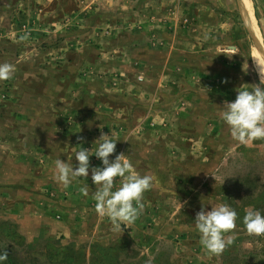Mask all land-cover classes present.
<instances>
[{
	"label": "rangeland",
	"instance_id": "374dc122",
	"mask_svg": "<svg viewBox=\"0 0 264 264\" xmlns=\"http://www.w3.org/2000/svg\"><path fill=\"white\" fill-rule=\"evenodd\" d=\"M249 1L253 19L242 0H0V63L14 68L0 80L5 264H264V235L242 223L264 211V139L241 144L222 120L264 68V0ZM102 132L110 160L154 178L122 228L92 196ZM81 147L89 175L58 183L55 161L77 166ZM220 204L237 226L212 254L194 220Z\"/></svg>",
	"mask_w": 264,
	"mask_h": 264
},
{
	"label": "clouds",
	"instance_id": "9594fccd",
	"mask_svg": "<svg viewBox=\"0 0 264 264\" xmlns=\"http://www.w3.org/2000/svg\"><path fill=\"white\" fill-rule=\"evenodd\" d=\"M27 39V36L21 37ZM14 68L9 63H0V80L9 79ZM260 82L254 84L250 90L242 88L234 101L223 105L222 120L229 127L234 140L247 144L256 139H264V72H259ZM111 135L101 133L95 150L102 166L91 167V179L96 186L92 194L96 204V211L100 215H107L116 228L133 223L142 211L141 199L153 184V177L139 175L133 170V165L121 153L110 160L115 153L117 140ZM90 152L80 148L74 153L78 165L74 166L71 159L68 162L58 158L55 161L53 178L65 186L73 180L89 175ZM120 177L119 187L114 189V178ZM83 195H89L88 186L80 188ZM238 214L228 204L206 207L196 213L194 226L200 235V243L204 249L212 254H220L226 246L232 243L231 237L225 239V233L236 228ZM243 226L249 235H264V211L249 206L245 209ZM8 259L6 250L0 251V264Z\"/></svg>",
	"mask_w": 264,
	"mask_h": 264
},
{
	"label": "bare ground",
	"instance_id": "6f19581e",
	"mask_svg": "<svg viewBox=\"0 0 264 264\" xmlns=\"http://www.w3.org/2000/svg\"><path fill=\"white\" fill-rule=\"evenodd\" d=\"M242 2H243V6H244V10H245V13L246 14H248L247 12H246V10L247 11H249V16L248 17H252V9H251V4H250V1L249 0H242ZM250 13H251V15H250ZM248 17H247V19H248ZM250 19V18H249ZM248 19V20H249ZM252 19H253V17H252ZM254 21V20H253ZM249 24H250V21H249ZM252 28V27H251ZM260 71H262V72H264V68L262 69V68H260Z\"/></svg>",
	"mask_w": 264,
	"mask_h": 264
},
{
	"label": "water",
	"instance_id": "95a60500",
	"mask_svg": "<svg viewBox=\"0 0 264 264\" xmlns=\"http://www.w3.org/2000/svg\"><path fill=\"white\" fill-rule=\"evenodd\" d=\"M251 33H252V37H253V39H254L256 45L258 46V42H257L258 38L254 35L253 32H251Z\"/></svg>",
	"mask_w": 264,
	"mask_h": 264
},
{
	"label": "crops",
	"instance_id": "0c3cea01",
	"mask_svg": "<svg viewBox=\"0 0 264 264\" xmlns=\"http://www.w3.org/2000/svg\"><path fill=\"white\" fill-rule=\"evenodd\" d=\"M29 218H31V217L29 216ZM32 228H34V227H32Z\"/></svg>",
	"mask_w": 264,
	"mask_h": 264
}]
</instances>
